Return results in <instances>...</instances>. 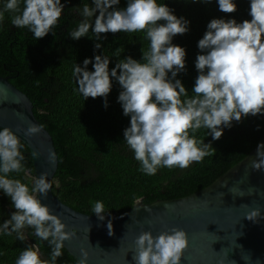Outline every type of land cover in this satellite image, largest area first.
I'll return each mask as SVG.
<instances>
[{"label":"clouds","instance_id":"obj_1","mask_svg":"<svg viewBox=\"0 0 264 264\" xmlns=\"http://www.w3.org/2000/svg\"><path fill=\"white\" fill-rule=\"evenodd\" d=\"M200 2L210 3L211 0ZM91 4H84L83 20L69 33L72 39L79 40L92 29L97 40L102 38L101 34L109 32H144L150 41L148 50L142 51L143 62L129 56L109 70V57L95 55L94 63L86 58L83 67L76 64L73 69L77 90L84 100L104 97L105 107L112 79L118 81L122 89L118 102L123 114L130 116V126L123 133L124 141L146 175H155L161 167L186 169L215 154L211 142L204 143L190 133L204 128L208 130L207 135L218 140L223 129L230 128L233 121L264 114V0H250V20L238 23L235 19L214 18L208 23L197 45L201 50L195 61L199 75L192 89L195 95L191 98L181 80L175 79L185 70L186 50L172 43L174 36L189 30V21L178 18L167 4L157 0H127L123 9L113 7L119 5L120 0H91ZM218 5L224 13L237 10L233 0H218ZM63 9L61 0H23V8L21 0H7L0 11V22L5 12L14 13L12 25L27 28L35 39H41L49 32L55 34L53 30L59 25ZM97 11L99 14L95 15ZM100 47V43L95 44L96 49ZM89 63H93L94 71L88 70ZM169 72L172 79L168 77ZM43 129V125L29 122L24 135L31 137ZM23 147L20 137L10 127L0 129V189L10 197L15 208L10 219L0 225V234L15 233L23 242L28 238L24 229H33V235L51 246L50 260L42 259L39 248L31 245L20 253L15 264H56L63 254L64 241L71 240L76 229L67 231L61 217L38 198V193L47 197L52 189L47 172L34 179L31 190L21 180L9 178L13 172L29 174L22 163L25 160ZM38 155L32 153L34 158ZM48 160L55 162L53 152L49 153ZM251 168H264V143L257 146ZM230 191L243 196L242 191ZM165 207L171 206L166 204ZM92 212L103 221L106 214L103 202H95ZM260 215L259 207L245 213V217L254 222ZM107 229L108 235H113L111 220ZM133 243L135 264H180L188 238L185 230L173 227L155 236L151 231H141ZM80 254L77 264H88V250L81 248Z\"/></svg>","mask_w":264,"mask_h":264},{"label":"trees","instance_id":"obj_2","mask_svg":"<svg viewBox=\"0 0 264 264\" xmlns=\"http://www.w3.org/2000/svg\"><path fill=\"white\" fill-rule=\"evenodd\" d=\"M6 2L0 0V11ZM157 2L167 4L174 15L189 21V30L174 36L172 43L186 50L185 70L175 79L181 80L191 98L195 95L192 89L199 75L195 61L201 50L197 45L207 31L208 23L214 18L235 19L238 23L250 20V0H233L237 5L233 13L220 11L218 0L210 3L200 0ZM61 3L64 9L59 25L53 30L55 34L49 32L41 39H35L27 28L12 25L14 13H4V20L0 22V75L9 77L28 94L36 117L53 136L59 158L53 192L63 202L79 211L94 214L93 205L101 201L106 214L114 216L131 209L136 198L149 203L188 195L209 185L260 142L264 136V114L250 115L240 122L233 121L230 128L225 127L218 140L207 135L208 130L204 128L190 133L204 143L211 142L215 149V154L206 156L203 161L186 169L161 167L155 175L143 173L140 162L124 141L123 133L130 126V116L123 114L118 102L122 90L118 81L112 79L113 86L105 107L104 97L84 100L77 90L73 69L76 64L83 67L86 58L94 63L95 55L109 57V70L120 59L129 56L143 62L142 51L148 50L150 41L144 32H109L101 34L102 38L97 40L92 29L88 35L74 40L69 33L78 28L83 20V6H92L91 0H61ZM126 6L127 0H120V4L113 7L123 9ZM98 14L97 11L95 15ZM96 43L101 44L99 49L95 48ZM93 63L87 66L89 71H94ZM168 77L172 79L170 72ZM21 143L24 145L21 152L25 156L22 163L29 174L13 172L9 178L21 180L31 190L35 179L33 157L28 146ZM14 211L10 197L0 189V225L10 219ZM33 231L24 229L28 238L23 242L15 233L11 236L0 234V264H15L20 253L31 245L39 248L42 259L50 260L51 246L47 241L39 240ZM62 252L56 264H77L65 247Z\"/></svg>","mask_w":264,"mask_h":264},{"label":"water","instance_id":"obj_3","mask_svg":"<svg viewBox=\"0 0 264 264\" xmlns=\"http://www.w3.org/2000/svg\"><path fill=\"white\" fill-rule=\"evenodd\" d=\"M29 122L42 125L31 98L9 77L0 75V128L10 127L31 154H39L32 156L35 178L47 172L52 189L47 197L38 193V198L61 217L67 231L76 229V235L64 241L76 261L81 258L80 249L85 248L89 252L88 264H135L133 241L141 231H151L155 236L178 227L186 231L188 238L180 264H221L222 260L223 264H264V168H251L264 136L243 159L206 187L149 203L139 199L126 213L105 214L101 221L95 214L79 211L54 194L53 179L59 158L53 136L46 127L31 137L25 136ZM50 152L55 154L54 163L48 160ZM230 189L242 191L243 196L234 195ZM166 204L171 207L166 208ZM256 207L261 210L260 217L255 222L248 220L245 213ZM109 220L113 224L111 236L107 229Z\"/></svg>","mask_w":264,"mask_h":264}]
</instances>
